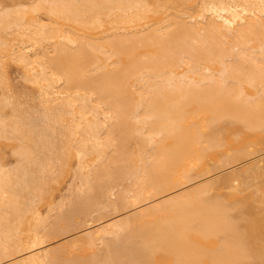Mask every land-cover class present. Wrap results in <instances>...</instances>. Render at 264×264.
<instances>
[{"label":"bare ground","instance_id":"bare-ground-1","mask_svg":"<svg viewBox=\"0 0 264 264\" xmlns=\"http://www.w3.org/2000/svg\"><path fill=\"white\" fill-rule=\"evenodd\" d=\"M0 264H264V0H0Z\"/></svg>","mask_w":264,"mask_h":264},{"label":"rangeland","instance_id":"rangeland-1","mask_svg":"<svg viewBox=\"0 0 264 264\" xmlns=\"http://www.w3.org/2000/svg\"><path fill=\"white\" fill-rule=\"evenodd\" d=\"M5 1H7V2H8L9 0H5Z\"/></svg>","mask_w":264,"mask_h":264}]
</instances>
